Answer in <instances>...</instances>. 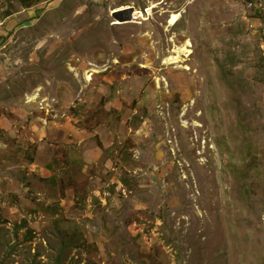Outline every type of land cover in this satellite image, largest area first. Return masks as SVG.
I'll use <instances>...</instances> for the list:
<instances>
[{
  "label": "rangeland",
  "instance_id": "374dc122",
  "mask_svg": "<svg viewBox=\"0 0 264 264\" xmlns=\"http://www.w3.org/2000/svg\"><path fill=\"white\" fill-rule=\"evenodd\" d=\"M0 264H264V0H0Z\"/></svg>",
  "mask_w": 264,
  "mask_h": 264
},
{
  "label": "trees",
  "instance_id": "16d2710c",
  "mask_svg": "<svg viewBox=\"0 0 264 264\" xmlns=\"http://www.w3.org/2000/svg\"><path fill=\"white\" fill-rule=\"evenodd\" d=\"M22 2H24L27 6H32L34 3L37 2V0L34 1H27V0H21ZM39 15L44 11L43 9L39 10Z\"/></svg>",
  "mask_w": 264,
  "mask_h": 264
},
{
  "label": "bare ground",
  "instance_id": "6f19581e",
  "mask_svg": "<svg viewBox=\"0 0 264 264\" xmlns=\"http://www.w3.org/2000/svg\"><path fill=\"white\" fill-rule=\"evenodd\" d=\"M188 45H189V43H188ZM176 51V50H175ZM179 53V52H178ZM180 55V54H179ZM166 62L167 63H174V62H177V57H174V56H171V57H168L167 59H166ZM90 74V73H89ZM88 74V75H89ZM89 78V77H88ZM198 114V113H197Z\"/></svg>",
  "mask_w": 264,
  "mask_h": 264
},
{
  "label": "built area",
  "instance_id": "2783aa9c",
  "mask_svg": "<svg viewBox=\"0 0 264 264\" xmlns=\"http://www.w3.org/2000/svg\"><path fill=\"white\" fill-rule=\"evenodd\" d=\"M250 4H252V2Z\"/></svg>",
  "mask_w": 264,
  "mask_h": 264
}]
</instances>
